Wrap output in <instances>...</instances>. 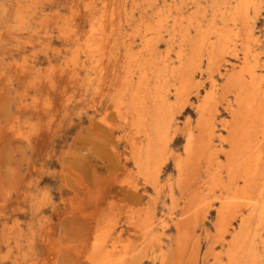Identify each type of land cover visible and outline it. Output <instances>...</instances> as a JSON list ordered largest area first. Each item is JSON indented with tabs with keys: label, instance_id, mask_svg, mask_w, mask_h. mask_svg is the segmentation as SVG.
I'll use <instances>...</instances> for the list:
<instances>
[{
	"label": "rangeland",
	"instance_id": "374dc122",
	"mask_svg": "<svg viewBox=\"0 0 264 264\" xmlns=\"http://www.w3.org/2000/svg\"><path fill=\"white\" fill-rule=\"evenodd\" d=\"M211 2L0 0V264H94V249L106 250L113 259L126 254V264L132 260L161 264L163 254L165 264L227 263L221 242L229 241L235 232L241 237L245 234L246 228L240 232L239 221L240 214L245 216L248 210L240 207L230 231L222 240L215 238V211L224 194L217 188L203 187L179 191L172 157L183 155L185 140L181 134L167 152L160 187L153 188L136 174L129 157L132 131L125 123L130 117L122 103L130 92L129 80L135 83L142 72L134 61H128L129 55L136 54L144 40L152 36L161 51L166 39H176V48L184 28H189V36L194 37L195 25L189 20L208 18ZM166 6L171 7L169 11ZM113 10L115 15L111 16ZM176 18L181 19V27L173 29ZM251 21L257 37L255 53L264 64V0H260L259 11ZM158 31L159 39L154 36ZM205 62L202 58L203 69ZM152 72L157 73V69ZM261 72L264 74V67ZM202 75L195 80L200 83L199 98L211 90L204 70ZM109 93H115V97ZM195 98L194 92L192 105L173 108L174 122L180 128L187 119L194 123ZM218 104V121H228L224 101ZM116 108H121V114ZM136 136L138 141L143 133ZM219 159L224 163L221 155ZM193 189L197 193L202 190L207 208L184 240L179 262L175 221L187 209ZM148 211L152 213V226L146 230L143 220ZM250 227L256 235L245 264H264V214L257 213ZM207 248L210 252L206 256Z\"/></svg>",
	"mask_w": 264,
	"mask_h": 264
},
{
	"label": "bare ground",
	"instance_id": "6f19581e",
	"mask_svg": "<svg viewBox=\"0 0 264 264\" xmlns=\"http://www.w3.org/2000/svg\"><path fill=\"white\" fill-rule=\"evenodd\" d=\"M153 4L155 5L154 2ZM166 8L171 7L166 6ZM259 8L260 0H212L208 18H202L201 21L198 18L189 20L190 25H195V36H189L190 29L184 28L185 32L178 39L176 48L174 46L176 39L174 40L173 38L170 40L166 39V42L163 40L165 42L164 51H161L158 47V41H153V36L145 39L140 50L136 54H130L128 57V61H134L135 65L142 69V72L135 83L131 79L129 80L130 84H132L130 86L132 89L129 87L130 92H128L127 98L122 102L126 113H128L126 115L130 117L125 123L128 124L132 131L129 157L133 164L132 168L137 172L136 174L143 176L153 188L158 187L159 176L163 170V164L166 162L167 152L176 141L177 135L181 134L185 140L182 148L183 155H172L177 171L175 185L179 191L184 193L191 188L199 189L203 187L207 190L217 188L224 194L223 197L216 198L217 200L220 198V202H218L220 204L217 211H215V228H213L215 230V233L213 232L215 238L222 240L224 234L232 225V221L238 217L237 214L240 207H245L248 210L245 216L239 213V229L241 230L240 232H243V228H246L245 234L241 237L235 232L231 235L229 241L226 243L221 242L222 247H225L226 264H245L246 256L252 250L256 235L255 230L250 227V222L257 213L260 215L264 214V74L261 72L264 64H260L258 54L255 53L257 37L251 24L252 15H256ZM146 11L148 12V10ZM114 15L115 11L113 10L111 16ZM41 18L44 19V17ZM41 18L38 20H41ZM37 23L39 24V22ZM181 23L180 18L174 19L173 29L180 28ZM30 32L28 34H33V32ZM70 35L72 36L73 34L71 33ZM154 36L159 39L161 37L160 31ZM96 44L98 45L99 41ZM174 49H176L174 57H171L170 54ZM202 58L206 60L205 69L202 68ZM227 58H231L233 61H229ZM159 65L162 66L157 68ZM152 69H157V73L152 74ZM35 70H37V67ZM203 70L207 74L211 90L203 98H199L197 89L200 83L195 82V80L198 77L200 80L201 76H204L202 75ZM71 74L73 75V73ZM218 78H220L221 82H219ZM73 83L75 82L73 81ZM83 83H80V85H84ZM168 83H171L170 88L165 86ZM87 90L84 91L86 92ZM194 92L196 94L195 99L198 101L195 105V121L193 120L194 123L192 124L187 119L180 128L174 122L173 108L178 106L181 109L187 104L192 105L191 96ZM111 95L115 97V93ZM223 101L225 108L228 109L229 120L220 123L218 121V103ZM118 113L121 114V108L118 109ZM105 117L107 119V115ZM138 133H143V138L136 141L135 137H137ZM220 155L223 157L224 163L220 161ZM132 187L135 189L136 185L133 184ZM192 191L189 198L187 197V207L185 206L187 209L182 213L179 211L181 216L175 221V227L178 230L176 259L179 262L182 260L184 240H188L187 236L193 232V226L197 220L200 219L201 221L205 216L207 208L204 206L205 199L200 192L202 190L198 193L195 190L194 192ZM174 192L176 193V191ZM210 206L213 207L212 205ZM143 226L146 230L152 226V213L149 211L145 214ZM161 240L163 239L161 238ZM208 251L209 248L206 250V256ZM134 253H131V257H133ZM140 255L138 256L140 257ZM203 257L205 259V256ZM91 258L93 259L91 262H94V264H126L128 257L124 254L119 258L113 259L110 258L106 250L98 252L94 249ZM165 261L166 258L163 254L160 262L165 264ZM130 264H139V262L132 260Z\"/></svg>",
	"mask_w": 264,
	"mask_h": 264
}]
</instances>
